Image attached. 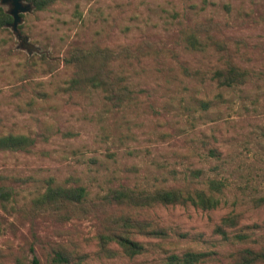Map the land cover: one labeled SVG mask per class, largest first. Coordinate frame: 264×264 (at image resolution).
<instances>
[{
	"label": "rangeland",
	"instance_id": "1",
	"mask_svg": "<svg viewBox=\"0 0 264 264\" xmlns=\"http://www.w3.org/2000/svg\"><path fill=\"white\" fill-rule=\"evenodd\" d=\"M198 25H206L198 36L204 51L185 40ZM94 45L134 52L114 66L138 96L122 109L107 105L101 92L68 90L73 69L64 57L73 47ZM228 63L249 71L246 85L212 81L211 72ZM9 133L37 142L30 151H0L1 184L13 191L0 202V264H52L48 248L58 245L87 255V264H161L189 251L211 253L205 264H230L239 250L264 247V0L32 6L18 32L0 30V135ZM211 180L225 184L216 210L167 206L140 213L169 237L136 236L148 252L133 259L118 248L116 258L102 255L95 222L61 224L31 213L49 183L84 186L94 197L121 184L208 190ZM229 214L240 223L224 240L214 230Z\"/></svg>",
	"mask_w": 264,
	"mask_h": 264
},
{
	"label": "trees",
	"instance_id": "2",
	"mask_svg": "<svg viewBox=\"0 0 264 264\" xmlns=\"http://www.w3.org/2000/svg\"><path fill=\"white\" fill-rule=\"evenodd\" d=\"M0 0V30L12 27L13 16L4 9ZM37 11L48 10L56 0H26ZM27 3V2H26ZM24 16V14L22 15ZM206 25L187 31L185 40L188 47L195 51H204L205 45L199 35ZM134 52L130 47L113 49L99 45L90 48L73 47L64 57V64L73 69L68 90L72 93L101 92L106 104L113 109H122L138 96L133 90L126 72L116 73L114 66L132 59ZM137 57V56H136ZM211 79L219 87H239L249 82L250 73L235 64L228 63L224 68L211 72ZM36 138L9 133L0 135V151H30L36 144ZM224 182L211 180L208 190L198 186L141 189L129 185L110 187L104 194L91 197L84 186H64L49 183L46 190L31 202L34 217L50 219L61 224L71 221L89 220L97 225V245L99 252L109 259L118 256V248L123 255L133 259L148 252V248L135 239L136 236L167 239V230L153 221L141 218L140 213L157 207L192 206L203 211H213L220 207V195ZM13 197L11 188L1 184L0 202H9ZM240 216L229 214L222 218L214 233L224 240H230L229 229H235ZM234 236L244 239L245 234ZM87 255L70 252L65 246H50L48 258L52 264H87ZM211 253L184 252L181 255H168L161 264H205L212 261ZM230 264H264V247L258 250L244 248L231 255ZM34 264H38L34 261Z\"/></svg>",
	"mask_w": 264,
	"mask_h": 264
},
{
	"label": "water",
	"instance_id": "3",
	"mask_svg": "<svg viewBox=\"0 0 264 264\" xmlns=\"http://www.w3.org/2000/svg\"><path fill=\"white\" fill-rule=\"evenodd\" d=\"M12 5V9L9 13L13 16L12 28L15 32H18L19 25L22 22V15L32 11V5L26 3V0H2V5Z\"/></svg>",
	"mask_w": 264,
	"mask_h": 264
},
{
	"label": "flooded vegetation",
	"instance_id": "4",
	"mask_svg": "<svg viewBox=\"0 0 264 264\" xmlns=\"http://www.w3.org/2000/svg\"><path fill=\"white\" fill-rule=\"evenodd\" d=\"M2 2V1H1Z\"/></svg>",
	"mask_w": 264,
	"mask_h": 264
}]
</instances>
